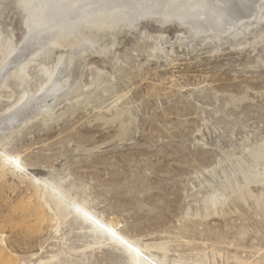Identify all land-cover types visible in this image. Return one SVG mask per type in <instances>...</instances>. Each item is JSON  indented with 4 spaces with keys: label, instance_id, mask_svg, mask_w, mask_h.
<instances>
[{
    "label": "rangeland",
    "instance_id": "1",
    "mask_svg": "<svg viewBox=\"0 0 264 264\" xmlns=\"http://www.w3.org/2000/svg\"><path fill=\"white\" fill-rule=\"evenodd\" d=\"M259 5L264 12V0ZM22 8L18 0H0V70L4 53L24 41ZM123 25L96 34L108 51L74 56L52 113L31 115L0 143L21 157V176L62 180L71 196L129 238L168 242L171 257L264 264V158L256 178H237L244 198L220 187L223 173L234 176L235 159L248 163L250 149L264 148V20L220 39L159 16L134 15L131 26ZM50 52L47 62L30 65L25 84L14 71L2 78L0 118L23 91L40 94L46 75L37 64L53 71L71 57L64 46ZM219 189L218 204L208 208ZM33 192L0 165V235L15 264H127L121 251L77 253L91 240L73 216L58 232L51 224L40 232L22 226L13 206Z\"/></svg>",
    "mask_w": 264,
    "mask_h": 264
},
{
    "label": "bare ground",
    "instance_id": "2",
    "mask_svg": "<svg viewBox=\"0 0 264 264\" xmlns=\"http://www.w3.org/2000/svg\"><path fill=\"white\" fill-rule=\"evenodd\" d=\"M18 1L23 7L22 9L28 11L26 13L27 30L21 48L11 54L4 53L2 57L1 67H3L0 70V87H2L1 84H4L2 78L13 71L17 76H20L23 84H25V79L30 76L27 69L30 68L31 64L35 65L34 62L37 59L47 62L46 60L51 53L52 46L69 48V56L71 57H64L65 60L60 61L59 64L57 63L53 71L48 69L49 66L46 68L44 62L36 65L38 73L46 75V84H43L39 90L37 89L40 94L38 95L36 92V97L34 92V95L29 94L28 90L23 91L18 96L19 98L13 104V110L11 109L9 114L0 118V135L9 131L10 128L15 127L18 123H26L25 121L31 115L38 117L40 113L44 115L52 113L56 107L55 101L61 97L58 94L61 93L65 85L60 80L62 79L61 74L65 73V77L69 74L68 69L72 65L71 61L74 60V56L81 52H92L95 55V53H98V48L102 52L108 51L106 46L101 48L103 42L96 34L101 31L113 30L119 25H123V23L131 26L134 15L135 17L136 15L139 16L140 19L143 18V20L144 18L147 20V17L157 16L164 22L174 20L181 27H188L195 34L200 36L210 34L212 38L218 39L227 33H229L230 37L241 36L244 31L246 32L260 25L264 20V12H261L262 7L259 5V0ZM77 23H81L86 29L77 26L79 25ZM106 36L111 37L109 35ZM160 38L162 37L160 36ZM88 55L90 54L88 53ZM70 89L71 85H69V88L67 87V90L70 91ZM49 100L52 101L51 104L48 103ZM247 154L250 162L245 163V161L241 160L242 158L235 159L232 163V169L234 176H236L230 177L223 173V181L220 186L221 188L236 190L238 198L241 199L244 198L243 195L247 191L242 186L238 187L237 178L240 176L241 180L246 184L251 179L256 178L254 169L259 166L264 158V148L250 149ZM0 165L7 167V172L20 182L27 180L33 185V194L26 196L24 200L13 206L16 218L20 224L28 230L36 229L38 232L42 230L41 226L44 224H51L55 231L58 232L62 226L68 224L66 222L67 219L73 216L81 222L84 229H87L85 234L88 233L91 240L84 249L76 251L80 255L84 254L85 250L106 249L125 254L127 264H210L206 256L187 258L182 254H176V256L171 257L168 242L140 243L127 237L120 230L118 223L107 220L96 213L87 206V202L83 199L71 196L69 191L63 188V181L60 179L49 180L33 175L21 176L20 173L26 170L21 157L5 150L2 143H0ZM220 191L221 189L219 191L216 190L206 200L208 208L216 207L218 198L215 196L220 194ZM80 229L82 230L83 228ZM2 239L3 237L0 235V264H15V260L7 252L5 245H3ZM54 259L58 260L55 257ZM50 264L62 263L60 260L56 262L52 260ZM236 264L248 263L236 260Z\"/></svg>",
    "mask_w": 264,
    "mask_h": 264
}]
</instances>
